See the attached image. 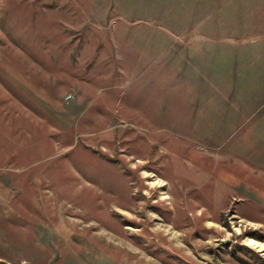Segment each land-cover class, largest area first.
Returning a JSON list of instances; mask_svg holds the SVG:
<instances>
[{"label": "rangeland", "instance_id": "1", "mask_svg": "<svg viewBox=\"0 0 264 264\" xmlns=\"http://www.w3.org/2000/svg\"><path fill=\"white\" fill-rule=\"evenodd\" d=\"M252 238L264 0H0V264H34L31 247L46 264H264Z\"/></svg>", "mask_w": 264, "mask_h": 264}, {"label": "crops", "instance_id": "2", "mask_svg": "<svg viewBox=\"0 0 264 264\" xmlns=\"http://www.w3.org/2000/svg\"><path fill=\"white\" fill-rule=\"evenodd\" d=\"M38 208L40 209V211H42V209L44 208L43 206L39 205ZM38 211V210H37ZM36 219H38L39 221L42 220V215H37L35 216ZM39 226L45 227L44 230H48L47 225H45L43 222L42 223H38ZM41 232V230H37V233ZM36 241H38L37 238H35ZM33 259L30 257L31 261H33L34 264H46L45 261L42 259L41 254L39 255V251L34 250V248L32 249L31 247V254H30Z\"/></svg>", "mask_w": 264, "mask_h": 264}, {"label": "bare ground", "instance_id": "3", "mask_svg": "<svg viewBox=\"0 0 264 264\" xmlns=\"http://www.w3.org/2000/svg\"><path fill=\"white\" fill-rule=\"evenodd\" d=\"M177 151H178V150H177ZM105 153H106V152H105ZM114 157H115V156H114ZM114 157H113V158H114ZM116 157H117V156H116ZM116 157H115V158H116ZM117 158H118V157H117ZM118 159H119V158H118ZM128 161H129V160H128ZM122 163H124V162H122ZM120 164H121V162H120ZM122 165H123V164H122ZM119 166H120V165H119ZM110 171H111V170H110ZM156 177H157V176H156ZM160 181H161L162 184H164V182H165L166 180L163 181V180H160V179H159V182H160ZM166 184H167V182H166ZM150 185H151V183H150ZM150 187H151V186H150ZM150 187H149V188H150ZM153 188H154V187H153ZM163 191H164V190H163ZM161 195H162V194H161ZM110 196H111V195H110ZM166 196H168V195H166ZM108 197H109V196H108ZM160 197H161V196H160ZM110 201H111V200H110ZM247 242H248V241H247ZM249 243H252V244H254V245H258V246L264 245L263 242H257V240H254L253 238H252V239H249Z\"/></svg>", "mask_w": 264, "mask_h": 264}, {"label": "built area", "instance_id": "4", "mask_svg": "<svg viewBox=\"0 0 264 264\" xmlns=\"http://www.w3.org/2000/svg\"><path fill=\"white\" fill-rule=\"evenodd\" d=\"M71 97H72V95H68L66 98H67V99H70ZM24 264H25V263H24Z\"/></svg>", "mask_w": 264, "mask_h": 264}]
</instances>
